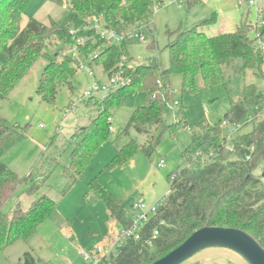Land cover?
<instances>
[{
  "label": "trees",
  "instance_id": "trees-1",
  "mask_svg": "<svg viewBox=\"0 0 264 264\" xmlns=\"http://www.w3.org/2000/svg\"><path fill=\"white\" fill-rule=\"evenodd\" d=\"M30 0H0V99L9 96L18 82L42 56L47 63L41 73L37 92L41 101L52 104L62 86L71 87V77L77 71L74 58L59 52L48 56L47 49L54 41L62 47L77 46L81 55L89 57V65L100 66L104 76L119 69L122 57L127 56L126 42L106 44L88 18L101 16L103 26L124 30L153 12V7L164 0H66L72 22L84 24L74 34L70 27H62L54 20L45 24L30 17L22 27L21 20ZM63 5L64 0H51ZM195 2H191L192 6ZM264 20V8L261 10ZM205 19L190 29H178L170 34L168 45L169 67L160 70L152 65H137L127 69L131 82L106 93L99 101V113L87 124L77 128L70 151L68 172L70 189L84 175L85 167L104 143L111 131L107 121L109 108L117 107L125 93L139 91L150 98L146 105L135 109L126 128L148 133L154 126L175 131L191 126L185 117L184 105L179 108L172 125L163 121V112L170 99L169 76L178 73L182 78L183 93L198 92L197 80L205 87L224 82V68L240 57L244 68L260 69L262 55L249 36L252 28L246 20L240 21L235 31L209 36L203 30ZM86 38L83 44L79 38ZM264 39V26L260 31ZM128 59H131L128 57ZM162 86H159V83ZM94 98L86 99L91 101ZM96 102V101H95ZM264 95L254 84L245 85L238 100L233 101L229 112L214 125L195 121L197 130L191 134L190 144L182 151L185 166L168 176L169 193L141 230L140 238H126L118 246L117 255L109 264H149L181 244L194 230L203 226L236 227L251 234L263 246L264 239ZM241 124L234 138L227 139L222 121ZM250 125V130L241 129ZM162 131L153 137L158 142ZM24 137L18 125H11L0 117V252L17 240H27L43 221L56 210L57 203L46 195L38 197L28 208L20 204L8 214L3 211L7 201L16 194L19 185L29 181L1 160L7 150ZM152 141V140H151ZM150 141V142H151ZM232 144V149L228 144ZM139 146L133 141L116 152L108 168L121 166L133 157ZM152 142L142 150L150 156ZM197 153L203 154V158ZM212 153V156H208ZM202 156V155H201ZM262 168L261 174H256ZM67 172V169L66 171ZM37 186L30 185L25 192L33 194ZM90 190L101 201L109 215L123 228L131 226L133 217L124 204L114 197L102 181L95 177ZM155 232H157L155 234ZM25 264H34L29 253H24Z\"/></svg>",
  "mask_w": 264,
  "mask_h": 264
},
{
  "label": "rangeland",
  "instance_id": "rangeland-1",
  "mask_svg": "<svg viewBox=\"0 0 264 264\" xmlns=\"http://www.w3.org/2000/svg\"><path fill=\"white\" fill-rule=\"evenodd\" d=\"M65 1L59 5L51 0H30L21 26L33 17L45 24L54 20L62 27L79 30L84 22L71 21L70 9ZM184 1L179 6L174 0H164L162 5L153 7V12L141 26L145 40L126 42L127 56L122 68L124 76H128V68L137 65H157L160 70L167 69L168 45L173 39L170 33L190 29L205 19L209 21L203 30L209 36L235 31L240 21L246 20L252 26L249 36L254 38L264 26V20L260 18L264 0H255L251 6L247 5V0H243V5H239L238 0ZM191 2L195 4L191 6ZM88 21H94L93 17ZM99 21L103 25L102 17ZM128 29L132 30L133 27ZM55 52L60 53L59 59L63 54L71 55L77 71L71 77V87L62 86L54 103L41 101L37 92L41 73L47 63L44 56L36 60L8 97L0 99V117L11 125H18L24 133V137L9 148L1 160L19 177L29 176V181L19 185L3 211L10 214L18 204L28 208L42 195L57 203L55 212L27 240H17L0 252V264H25L24 253H29L34 264H81L78 248L88 251L92 246L109 243L114 235L123 230V226L109 216L105 205L92 194V179L98 177L132 217L135 216L132 207L134 201L143 200L148 204L158 202L161 205L166 201L169 189L168 176L185 166L182 151L190 144L192 131L197 130L195 121L201 119L203 125L219 123L229 112L232 102L238 100L245 85L254 84L264 95V50H260V69L244 68L242 59L237 57L229 67L224 68V82L205 87L199 78L198 92L195 94L182 92L180 74L172 73L169 76L171 96L163 112V121L172 125L179 108L184 105L185 117L192 130L189 126H181L175 131L154 126L148 133H140L134 128H126L132 112L146 105L150 96L142 91L125 93L117 107L109 108L115 131L110 133L90 159L82 178L68 189L70 151L74 143L72 134L99 113V101L106 93H96L90 102L82 95L94 83L108 84V78L102 74L100 66L88 65L89 57L72 48L62 47L60 42L54 41L47 49L48 56ZM81 63H85V67L80 68ZM89 66L94 75L88 73L86 67ZM159 86H162L161 82ZM248 130L250 125L240 132ZM160 131L162 133L155 143L153 137L158 136ZM227 134L234 138L237 132L230 133L224 127L221 136ZM129 141L139 146L133 157L119 167L108 168L118 149ZM150 141L155 148L147 156L142 147ZM160 160L164 161L162 166H158ZM262 171L260 168L256 174ZM30 185L38 188L33 194L25 192ZM122 242L123 239L118 240L117 244L121 245Z\"/></svg>",
  "mask_w": 264,
  "mask_h": 264
},
{
  "label": "built area",
  "instance_id": "built-area-1",
  "mask_svg": "<svg viewBox=\"0 0 264 264\" xmlns=\"http://www.w3.org/2000/svg\"><path fill=\"white\" fill-rule=\"evenodd\" d=\"M179 6H182L185 1L184 0H174ZM239 5H243V0H238ZM255 4V0H247V5L251 6ZM260 18H261V11H260ZM94 21H91L93 27L96 28L97 33L100 35L101 38L104 39L106 44H121L122 42H128L133 40L143 41L145 40V36L141 30V26L144 24V21H140L134 25H132L133 29L130 30L128 28L120 31L112 30L109 28H105L103 25L100 24L101 16H94ZM262 19V18H261ZM76 31L71 29L70 33L74 34ZM86 38L82 37L77 39V42L83 44ZM253 45L258 50H264V39L260 37V31L256 33V36L253 38ZM73 51L80 53L77 46L72 47ZM124 57L122 58L120 67L117 72L113 73L111 76H107L108 84H101V83H94L88 90H86L82 97L83 99L94 98L96 93L98 92H111L120 87L126 86L131 82V78L129 76H124V72L122 68L124 67ZM89 65V64H88ZM85 67V63H81L80 68ZM87 71L90 75H94L93 71L91 70L90 66L86 67ZM178 104L177 101L174 102ZM262 109L264 110V102L262 104ZM107 121L109 122V131H115V127L112 123V117L108 116ZM222 126L226 127L230 130V133H235L241 127V124H231L227 121H222ZM227 139H231L230 134L226 135ZM228 148L232 149V144L227 145ZM202 155V156H201ZM200 157L201 160L203 158V154L197 153V157ZM208 156H212L210 153ZM164 163L163 160H160L158 166H162ZM169 190L167 191V194ZM160 204L158 202L154 203H145L143 200H138L132 202V207L135 210V216L133 217V221L130 227L123 228V230L114 235L109 243H101L89 248L88 251L79 248L78 254L82 258L81 264H109L110 259L117 255L118 250V240L126 239V238H133L135 240L140 238L141 230L145 223L149 220V218L156 212L157 208ZM157 232H155L156 234ZM72 264V263H69Z\"/></svg>",
  "mask_w": 264,
  "mask_h": 264
},
{
  "label": "water",
  "instance_id": "water-1",
  "mask_svg": "<svg viewBox=\"0 0 264 264\" xmlns=\"http://www.w3.org/2000/svg\"><path fill=\"white\" fill-rule=\"evenodd\" d=\"M209 247H222L241 255L249 264H264V246L251 234L236 227L203 226L181 244L149 264H180Z\"/></svg>",
  "mask_w": 264,
  "mask_h": 264
},
{
  "label": "crops",
  "instance_id": "crops-1",
  "mask_svg": "<svg viewBox=\"0 0 264 264\" xmlns=\"http://www.w3.org/2000/svg\"><path fill=\"white\" fill-rule=\"evenodd\" d=\"M180 264H249V263L241 255L234 252L233 250L222 247H209L200 250L199 252L195 253L193 256L186 259Z\"/></svg>",
  "mask_w": 264,
  "mask_h": 264
}]
</instances>
